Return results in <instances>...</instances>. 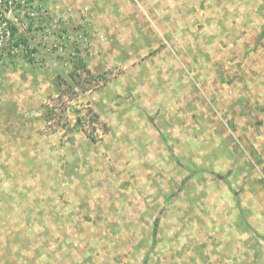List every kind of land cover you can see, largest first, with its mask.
<instances>
[{"label": "rangeland", "instance_id": "rangeland-1", "mask_svg": "<svg viewBox=\"0 0 264 264\" xmlns=\"http://www.w3.org/2000/svg\"><path fill=\"white\" fill-rule=\"evenodd\" d=\"M0 13V264H264V0Z\"/></svg>", "mask_w": 264, "mask_h": 264}, {"label": "built area", "instance_id": "built-area-1", "mask_svg": "<svg viewBox=\"0 0 264 264\" xmlns=\"http://www.w3.org/2000/svg\"><path fill=\"white\" fill-rule=\"evenodd\" d=\"M13 1L15 0H0V4L1 3H8L9 6L13 3ZM24 0H21V3H23ZM28 15H33V13H27ZM10 26H15L16 31L14 32V34L12 35V32L10 30ZM27 28V24L25 23H21L19 26L15 23L10 22L9 20H7L6 18H2V14L0 13V51L3 49L2 46H4L8 41H11V43H15L18 38L19 35H23L22 32H20L22 29ZM25 36V35H24ZM16 45V43H15ZM17 48H21L23 49V51H27L29 50V46L28 48H23L22 45H16ZM14 47H12V50H14ZM1 53H3V51H1Z\"/></svg>", "mask_w": 264, "mask_h": 264}, {"label": "trees", "instance_id": "trees-1", "mask_svg": "<svg viewBox=\"0 0 264 264\" xmlns=\"http://www.w3.org/2000/svg\"><path fill=\"white\" fill-rule=\"evenodd\" d=\"M10 30H11V32H12V35L14 34V32L16 31V28H15V26H10ZM262 34L264 35V28H263V30H262ZM262 36V35H261ZM16 42V45H22V47L23 48H28V41H27V37L26 36H24V35H19V38L17 39V40H15ZM34 49V48H33ZM31 50H27L26 51V53H25V55H26V57H27V59L29 60V61H31L32 60V56H30V52ZM76 58H74V57H72L71 58V64L73 65V70H72V72H75L76 71V74L75 75H82L84 72H85V67H86V64H85V61H84V59H83V57L82 56H75ZM77 69H79L80 70V72L79 71H77ZM72 72H71V75H72V77L74 78V75L72 74ZM75 79H76V76H75ZM86 134L87 135H89V136H92L93 137V135H91L90 133H89V131H86ZM257 235V234H256ZM260 239H263V237L261 236V238ZM199 256L201 257V258H203L202 257V253H200L199 254Z\"/></svg>", "mask_w": 264, "mask_h": 264}, {"label": "crops", "instance_id": "crops-1", "mask_svg": "<svg viewBox=\"0 0 264 264\" xmlns=\"http://www.w3.org/2000/svg\"><path fill=\"white\" fill-rule=\"evenodd\" d=\"M237 211H238V208H237ZM237 214H239V211L237 212ZM240 221H241V220H240ZM249 227H251V226H248V225H247V226H245V227H244V229H243L242 231H244V232H246V231H247V232H249V233H250V232H251V229H250ZM252 230H253V234H255V228H254V227H253V229H252ZM253 234H252V236H251V237H253Z\"/></svg>", "mask_w": 264, "mask_h": 264}]
</instances>
